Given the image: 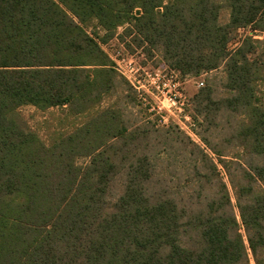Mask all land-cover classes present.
I'll return each instance as SVG.
<instances>
[{"label": "trees", "instance_id": "16d2710c", "mask_svg": "<svg viewBox=\"0 0 264 264\" xmlns=\"http://www.w3.org/2000/svg\"><path fill=\"white\" fill-rule=\"evenodd\" d=\"M223 4L225 25L214 0H0V264H264V43L237 35L264 33V0ZM93 22L128 26L132 46L184 77L223 67L229 95L206 88L195 106L206 132L225 134L201 137L206 149L166 138L162 154H137L151 139L124 110L100 109L116 72ZM25 106L91 117L47 145ZM174 143L181 171L166 154Z\"/></svg>", "mask_w": 264, "mask_h": 264}, {"label": "rangeland", "instance_id": "374dc122", "mask_svg": "<svg viewBox=\"0 0 264 264\" xmlns=\"http://www.w3.org/2000/svg\"><path fill=\"white\" fill-rule=\"evenodd\" d=\"M214 1L221 6L220 24H227L230 19L229 9L223 4V0ZM127 29L129 27L125 26L108 32L96 22L86 26L88 33L94 36L102 51L113 63L116 72L115 88L103 97L100 109L114 107L124 110L122 120L125 125L131 129L139 130L142 137L148 136V139H151V142L144 143L143 147L137 150V154L163 152L164 147L158 146V144L160 140L166 138L179 142L188 137L194 144L206 149L201 137L212 139L213 135L225 134L226 130L217 133L206 132V125L200 124L202 117L196 114L195 100L199 93L206 88L214 90L216 99L226 98L229 95L225 90L226 74L224 68L221 67L198 77H184L169 67L160 53L151 54L145 47L136 48L132 46L131 43L134 42L135 35L126 32ZM237 35L238 40L251 37L254 41L264 43V33L251 27L239 30ZM127 44L131 46L128 48ZM129 88L133 93L131 98L136 101L134 104H129L124 98V91ZM260 95L264 97L263 85L260 87ZM19 114L28 129L37 134L47 145H53L60 135L70 131L73 121L85 122L91 117L88 114L79 120L60 109L42 111L32 106L20 108ZM221 118L218 120L223 123L225 119L224 117ZM220 143L221 141H219ZM183 153L180 145L176 143L170 144L167 150L166 154L170 158L169 165L176 167L177 171L182 170L183 164L186 165L184 163L186 161L183 162ZM166 154H163V157L166 158ZM87 161L81 159L79 165H85ZM234 171L236 174L238 173L236 169ZM222 172L235 206L232 188L225 172ZM181 175L184 177V172ZM125 179L123 175L117 178L112 185L111 201H115L122 195ZM183 181L182 178L181 182ZM236 213L238 214L237 209ZM242 234H244L243 231ZM250 260L251 264H254L251 254Z\"/></svg>", "mask_w": 264, "mask_h": 264}]
</instances>
